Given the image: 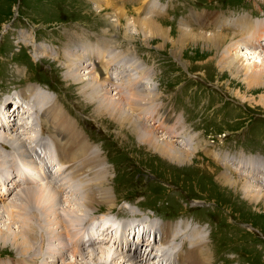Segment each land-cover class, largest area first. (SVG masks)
Returning a JSON list of instances; mask_svg holds the SVG:
<instances>
[{"label":"rangeland","instance_id":"rangeland-1","mask_svg":"<svg viewBox=\"0 0 264 264\" xmlns=\"http://www.w3.org/2000/svg\"><path fill=\"white\" fill-rule=\"evenodd\" d=\"M94 1L0 0V70L5 67V76L0 79V92L5 93L8 89L16 87V85L22 88L23 82L26 83L33 80L37 84H31L36 86L41 84L44 89L55 94L56 97L58 96L59 98L57 97L58 99L55 103L60 104V107L65 110L63 115L67 116L86 139L87 144H90V151H93V149L100 150V155L98 156H100L99 159L101 161H99L107 169V174L105 173L107 180L105 181V186L110 188L111 196L114 197L112 208L106 203H96L95 208L90 211H88L89 209H86V211L82 205L73 206L72 202H69L68 206L73 207V211L77 212V216L79 214L78 217L84 218L83 225L93 217H100L102 213L101 218L103 219L109 212L114 214L118 210L124 212L121 213L123 216L130 215L131 212L139 213V211H142L148 215H160L166 221L171 220L173 223L194 222L197 227L201 228H198L200 232L206 233V240L208 239L207 243L205 241L204 246L209 250L210 257H207L203 263L264 264V240H260L257 235L250 233L242 227V223H250L253 227H257L264 233V197L263 199L260 198V200L250 201L240 190L242 183L241 185L238 183V187H236L237 191L223 187V185L221 186L217 182V175L214 171H222V167L213 158L215 153L220 156L223 153L230 155L239 154L241 151L238 148H244L251 152L249 155L255 154L264 159V84L255 81L257 78H253L252 74L249 76L248 73H237L234 70L232 73L231 70L220 67V58L226 59L229 56L228 52L224 50L205 47L200 43H185L182 46H178V48H173L171 40L173 39L174 41L176 38V29L180 26L196 29L201 26H211L213 20L208 17L214 16V13L217 12L222 15L219 17L220 20L224 18L229 19L233 14L241 12L262 17L264 15V0H254V6L249 5V8H247L242 0H192V2L189 0H183L186 2L159 0L164 5L166 4L167 10L165 12H153L150 15L153 19L159 20L158 22L162 21L165 27L171 28L172 36L169 35L170 37L166 39L153 40L149 45H147L146 41H142L144 39L143 36L138 35L136 36L138 38L134 40H127V38L123 37L124 30L135 28V26L131 25V23H125L124 20L118 23L113 22L111 19L115 18L113 15L114 9L110 6L105 7L101 0ZM117 1L122 5L124 3L123 0ZM129 2L127 1L128 4L126 3L127 5H124V7L128 8V15L131 17L135 13L138 14V4L133 5L135 2H138L137 0ZM172 3L176 4V8L171 9ZM186 3L196 4L194 8L198 9L186 6ZM142 4L144 5L145 3L143 2ZM143 5L140 13L148 15L146 13L147 8L144 9ZM218 5H220L219 8H216ZM164 9L166 8L164 7ZM222 9L225 10L222 11ZM198 13H202L206 18H203L201 14L198 15ZM183 19L191 23V25L182 23ZM209 19L211 23H207ZM212 25L215 27L214 24ZM21 28L24 30H21ZM20 30L21 35L19 33ZM225 32L231 33V30L228 29ZM26 34L28 37H26ZM105 35L109 38H105ZM29 36L31 38L35 36L36 39H40L39 42H35L36 44L44 43L46 46L48 44H55L56 46L54 47L59 46V50L61 51L68 47L83 46L86 41L104 46L112 38L115 39L116 44L111 46L112 49H115L116 52L119 51L121 56L127 57L128 55V57H135L140 61L141 66L146 67L145 69L151 72L148 73V83L152 81L153 85H147L154 86L158 99L153 100L155 104L151 106L148 104V107L153 110L149 111L152 113L150 116L154 117V112L160 111L159 108L162 107L164 109L162 111L168 115L170 122L179 119L184 124L181 131H185V134L179 137L180 133H174L176 137H173L172 140H181V145L176 141L174 142L187 149H193L191 147L193 144L191 146L183 144L196 143L197 141L200 146L197 145L192 150L193 153L190 154V160L180 164L170 158L161 156L148 144L139 142L127 125H120V122L110 119L106 111L103 112L96 108L95 104L91 105L90 99H86L87 95L79 91L80 84L77 81L74 82L68 79V76L65 75V73H68L65 72L66 69L61 65L65 64L66 61L60 59V61H56L53 59L58 51L54 54L44 44L31 48L32 41L29 40L28 44ZM41 45L47 48L45 49L47 54L41 56L44 59L36 63L30 56V52L33 50V56L39 59V57L35 56L34 52L36 51L35 47ZM157 45H161L162 48H156L155 46ZM206 49H212V51H207ZM173 50L178 51L177 57L172 53ZM234 51L235 49L232 52ZM250 51H252L250 54H244L245 52L242 51L243 54L239 53V55H243L241 56L243 64L255 60L259 61L261 60V56L262 58L264 57L262 54H259V52L264 53L262 49L257 48ZM253 51L256 53H253ZM64 53L68 57L67 54L71 52L64 51ZM9 62H13L14 65L11 67L10 64H7ZM44 62L48 64L47 71H45ZM41 63L43 65H40ZM16 64L20 65V67ZM255 67L259 69V71L257 69L256 71L260 72L261 78L264 81V59L262 65ZM25 70L28 71L25 72ZM251 72L249 71V73ZM108 87L109 91L114 90L112 89V85ZM0 103V105L6 103L5 108L9 110L8 108L11 106L9 99H1ZM18 104L20 106L19 102ZM26 119L30 122L29 117ZM44 119L47 121V118ZM41 120L42 118L40 117ZM155 120V118H151L147 126L151 125L154 128V125H158L157 123L154 124ZM41 123L44 126L47 125L48 129L53 130V127L48 126L47 123ZM38 126V124L33 126L34 133H37ZM151 126L150 128H152ZM8 128L9 131H6L11 134H16L13 133L15 129L19 131L15 124ZM34 133H29L28 136L32 137ZM49 134L50 131L44 135ZM189 136L195 137L196 141H191ZM25 143L28 142L25 141ZM13 145H16V143ZM55 146L57 148L58 144H55ZM240 155L246 158L242 153ZM228 158L230 157L228 156ZM250 158L253 159L255 157ZM218 165L221 169L217 168ZM63 166L60 168H63ZM100 166L101 163H97L88 168V170L91 172H95L96 170L97 174L100 175L103 173L99 169ZM66 171H69V169H66L64 172ZM230 175L235 179L239 178V175ZM87 177L88 173L82 176L83 179ZM67 178L60 177L56 179V181H61L60 183L63 184L71 180L70 184H64L66 185V189L60 190L61 194L58 192L60 196L59 200L61 201L65 197H81V183L73 181L69 177ZM72 182L74 183L72 184ZM69 185L70 188H68ZM70 189H75V193L71 192ZM76 191L79 192L76 194ZM15 197L18 201H16ZM21 197L23 198L22 192L15 193L9 196L8 201L4 205H0V231L4 232L2 233L4 235L7 234L8 236L10 233L16 231L14 234L20 238L18 232L20 225L24 226L25 222L34 221V218H39V215L41 219L43 217L36 205L28 202L25 203L26 201L21 199ZM192 199L202 200L206 204L213 203L214 206L202 207L201 209L190 208L185 201ZM11 200H15L14 202L18 203V205L14 204L13 201L10 203ZM127 200L132 201V203H128ZM20 202L22 204L19 205ZM8 203L10 204L8 205ZM133 203H136V206L132 205ZM61 204L67 206V202L65 201ZM15 205H17L16 208ZM1 206H5V210L4 208L1 209ZM12 207L14 211L16 210L15 213ZM51 207H48L49 211L47 210L48 220L46 219V215H44L45 219H37L33 225H35V228L38 227L37 229L46 231L45 233H49L48 235H50V231L53 229L56 235L59 234L58 237H45V241L41 245L39 244L40 230L38 232L35 230L37 237L35 236L36 239L30 238L31 243L33 242L34 244L30 250L36 253L35 255L33 254L34 252L27 253L24 257L32 260L35 264H60L61 260L65 257H67L66 261H71V258H73L71 249L64 253L62 259L60 258L56 262L51 261L53 259H45L47 256L45 253L49 251L46 248L48 243L52 245V248H56V246L61 247L59 239L64 225L58 226L56 222L59 220L65 222L64 214L61 210L62 207L60 206L59 210L54 208L56 206ZM20 208L22 209L20 210ZM52 209H56L55 211H58L59 215H62L60 219L58 215L53 216ZM18 211L20 214H18ZM84 213L86 214L83 215ZM42 221L44 223L43 228L40 226ZM51 225L53 226L51 227ZM72 225L73 227L76 226ZM69 226L71 225H66L70 233L75 227L71 229ZM25 230L24 236L28 235L25 233ZM47 230L49 231L47 232ZM121 236H125L124 233ZM49 238L53 240L48 242ZM14 245L16 244L11 239L0 242V257L3 261L21 256ZM88 250L79 251L86 252ZM21 257L23 258V256ZM152 257H154V254L146 257V260L135 259L133 261L135 264H140L141 261H144L142 264H149ZM24 258L23 264L26 261ZM107 260L102 259L100 262L102 264H119V258L116 255H111ZM13 262L19 263V259L10 261V264ZM1 263L6 264L5 262ZM123 263L120 260V264Z\"/></svg>","mask_w":264,"mask_h":264},{"label":"bare ground","instance_id":"bare-ground-1","mask_svg":"<svg viewBox=\"0 0 264 264\" xmlns=\"http://www.w3.org/2000/svg\"><path fill=\"white\" fill-rule=\"evenodd\" d=\"M101 1L103 2L105 7L110 6L112 9H114L113 15L115 18L111 19L113 22L115 21L118 23L121 20H124L125 23H131V25L135 26V28L124 30L123 37L127 38V40H131V39L134 40L138 38L136 36L139 35V36H143L144 39L142 41L143 42L146 41L147 45H149V43H151V41L153 40L166 39L170 37L169 35H171V31H172L171 28L165 27L164 24H162L163 23L162 21L158 22L159 20L153 19L151 16L152 15L151 13H149V15H143L140 13L142 5H143L142 3L144 1H147L146 3L144 2L145 3L144 5L148 4L150 8L156 9V11L164 10L165 6L160 4L157 0H141L143 2H139V3L135 2L133 5L138 4L137 6L138 14L135 13V15H132L131 17H129L128 15L129 14L127 10L128 8L126 9L124 7V5H127L128 3H130L129 1L131 0H123L124 2L123 5L117 0H114V1L101 0ZM199 14H201L203 18H206L205 15H203L202 13H199ZM190 17H191V14H190ZM239 17L240 18H238L235 21V23L237 25H240V28L236 30L235 32L243 33L244 31H250L253 25L257 23V21L255 20H253V23H251L246 18H244V16H239ZM208 18H211L213 20L212 24H214L215 27H213V25L211 24V26L209 27L201 26L197 29L193 27L191 28L188 26H185V27L180 26L179 28H177L176 38L174 39L175 42L173 41V39H171L173 48H178V46L180 45L182 46L185 43H188V44L200 43L201 45L205 47L213 48L216 50L218 49L224 50L225 52H228L229 56H227L228 58L226 59H224L223 57L220 58V61H219L220 67L231 70V72L234 70L237 73H241V72H244L246 74L248 73L249 76H251L252 74L253 78H257L255 81L264 84V81L261 78V74L260 72H258L259 69L255 67L258 65H262L264 57L262 58V56L260 55L261 60L259 61L255 60L253 62L243 64L242 57H241L243 55H239L241 51L245 52L244 54L252 53V51H250L251 49L247 47V43L252 42L253 45L260 46L261 36L259 34L251 33L247 37H244L243 39H241L233 32L230 33V32H225L223 30H220L221 25H218L219 17L217 14L214 13V16L212 15L211 17H208ZM209 22L211 23L210 19L207 23ZM26 37H28L27 34H26ZM105 38H109V37L106 36ZM108 43L109 42H107L102 47H94V46L91 47L90 44H87L84 49L74 48L72 50H67V52H71L67 54L68 57L65 56L64 52H58L55 54L53 59L57 61L59 59L61 60V58L63 59L66 58L65 59L66 63L64 64L62 62L63 64L61 66L66 69L65 72H67L68 74L65 73V75L68 76V79L74 82L77 81V83L80 84L79 91L87 95L86 99L87 100L90 99L89 101L91 105L95 104L96 108L102 110L103 112L106 111L109 114V118L112 119L113 121L115 120L116 122H120V125H127L128 128H130V130L132 131V133H134L135 138L139 142L148 144L149 146L153 147L154 150L161 156L170 158L171 160H174L177 163L183 164V162H187L188 160H190L189 157H190V154L193 153L192 150H194V148H196L197 145L200 146L199 142L195 140V137L189 136V138H191V141L195 140L196 143L192 142V143L183 144L185 146L186 145L191 146L193 144L191 146L193 149H189V148L187 149L183 146L181 147L180 145L182 144V141L181 140L178 141L179 139L172 140L173 137H176L174 133H177V134L180 133L179 137H181L182 134H185V131H181L184 124H182V122L179 119H175L174 122L173 121L170 122V118L168 117V115L161 113V111L164 110L162 109V107L159 108L160 111L154 112L155 113L154 117L150 116V114L152 113L149 111L152 109L148 107V104L151 106L152 104H155L153 103V100L158 99V96L156 97V91H155L156 89L154 88V86L147 85V84H152V81L150 80L149 81L151 83L150 82L148 83V76H149L148 73H151V72L145 69L146 67L144 68L143 66H141L140 61H138L135 57H132V56L128 57V55L127 57L121 56L119 51L114 52L112 49L108 50L107 48ZM161 45L159 46L157 45L155 47L160 49L162 48ZM35 49L36 51L34 52V54L36 57L40 58L41 56H45V54H47L45 50L47 48L44 45L35 47ZM233 49H235L234 52H232ZM260 49L264 51V47H261ZM206 50L212 51V49H206ZM177 52L178 51L173 50L172 53L174 54V56L177 57L178 55ZM242 52L241 54H243ZM253 53H256V52L253 51ZM259 54H262L264 56V53L259 52ZM256 69L258 71H256ZM249 71H252V72L249 73ZM110 85L113 86L112 87V89H114L113 91H109L110 89L109 90L107 89V87ZM35 88L39 89L38 86L30 83V84H27L25 88L20 91L21 96L23 98L19 99V103H21L22 100L25 99L24 103H25L26 108L24 107L21 108V104H20V106L16 107L13 110H10L9 108H8L9 110H7V108H5V104L7 103V101L6 103L0 106V116L1 118H3V123L5 125V126L2 125V121H0V124H1L0 125V130H1L0 142H4L5 144L7 143L10 145L16 143V145L22 148L23 146H27L24 144L25 141L32 142L34 145H38L40 140L44 138L43 137L41 139L34 138L33 140V136L36 133H34L32 124L39 125L41 124V122H45V124L47 123L48 126L53 127V130L51 129L49 137L50 139H52L53 144L54 143L58 144L56 151L58 153V156L60 157V160H61L60 162H62L64 165L63 166L64 169L59 168L56 172L58 173L62 169L63 171H65L66 169H69L70 179L76 182L79 181L81 183V186L83 187L82 188L80 186L81 187L80 189H82L80 192L81 197L74 198L72 197L73 195L71 193L72 198L65 197L61 201L59 200V197H56V195L49 190V189L51 190H54V189L49 188L48 184L43 185V186H38V187H28L25 190H22L19 192H22L23 198L21 197V199H24V201H26L25 203L28 202V203H32L36 205L39 212L42 213L41 214L43 215L42 219L39 213L38 214L39 218H37L38 220L45 219L44 215H46V219L48 218V215H47L49 211L48 207L56 206L54 208L59 210V207L61 206L62 208L61 207L60 208L63 211L61 212L64 214L63 216H64L65 222L59 220L62 215H59L58 211H55L56 209L53 210L54 209L53 208L52 209L54 213L53 216L58 215L59 217L58 219L59 221L56 223L58 226H61V224H64V225L70 224L71 226L69 227L72 229L73 227L72 224L79 223L82 218L78 217L79 214L77 216V212L73 211V207L68 206L69 202H72L73 206L82 205L85 208V210L89 209L88 211H90L91 209H94L96 203H106L110 208L113 207L114 197L111 196L110 188L105 186V181H107L105 178V175L107 174L106 173L107 169L106 167L102 165V162H100L101 161L99 159L100 156H98L100 155V150L93 149V151H90V148H91L90 144H87L86 139L80 134L77 127H75L73 123H71V121L67 118V116L63 115V112L65 113V110L60 107L61 105L55 103L59 97L57 96L58 98L53 100L52 98L49 99V96L45 93H40V95H36V93L34 92ZM114 91L115 93H113ZM29 95H33L32 102L30 103V107L28 105ZM160 105H163V104H160ZM15 112H16V116H15ZM27 117H29L30 122H28V120L26 119ZM40 117L42 118L41 121H40ZM44 118H47V121ZM151 118H155L156 120L154 121V124H156V122L158 124V125H154L155 129L150 124L149 125L152 128H150V126L149 127L147 126ZM13 124H15L17 128L19 129V131L15 129V131L13 132L16 134H11L7 132L9 131L8 127H12ZM40 127L42 130V135H44L45 133L46 134L48 133L49 129L47 125L45 127L40 125ZM3 131H6V132H3ZM29 133H34V134L32 135V137H29L28 136ZM174 141H176L180 145H178ZM2 146H4L3 148L7 147L4 144ZM85 153L87 155L86 157H85ZM213 158L224 167V171L223 170L218 171V172L214 171L215 174L217 175L216 177L217 182L220 183L221 186L223 185V187L237 191L238 189H236V187H238V183L240 185L242 183L240 190L242 193H244L247 199H249L250 201L260 200V198L263 199L264 197V160H261L256 157L253 159H251L250 157L243 158L241 157L240 154H236L235 157L228 158V154L226 153H223L221 156L215 153V156ZM42 161L44 160L42 159L41 162ZM97 163L98 164L101 163V166L99 169H101L103 173H101L100 175L97 174L96 170L95 172H91L88 170V168H90L91 166ZM41 172H44V170H42ZM85 173H88V177L83 179L82 176ZM230 174L239 175V178L235 179ZM70 181H67L65 183L70 184ZM58 182L60 183L61 181H58ZM73 183L74 182H72V184ZM64 184L60 187L56 186V190L62 189V188L66 189V185ZM68 188H70V185ZM71 188L73 189V187ZM72 189H70L71 192H74L75 189L74 190ZM78 192L79 191H76V194ZM12 201L13 200H11L10 203ZM16 201H18L17 198H16ZM63 201L67 202V206L65 204H61ZM10 203H8V205ZM14 204L18 205V203H15V202ZM20 204H22V202H20L19 205ZM17 205H15V208ZM3 208L5 210L6 207L4 206L1 209ZM21 209L22 208H20V210ZM82 209H80V211H82ZM12 210H13V207H12ZM15 212L16 210L14 211V213ZM18 214H20L19 211H18ZM85 214L86 213H84L83 215ZM51 215H52V211H51ZM37 219L34 218V221L25 222L23 224L24 226L20 225V229L18 231L20 238L18 237V235L14 234L16 231L15 232L13 231L14 233H10L8 235L9 237L7 236V234L5 235L2 234L4 232L0 231V242H5L11 239L12 242L18 245V246L14 245V247H16V250L19 251L20 255L23 256V258L25 257V255H27V253L34 252L33 254L35 255L36 252L30 250L32 246H34L33 242L31 243L30 238L36 239L37 236L35 234V230L36 232L40 230V229H37L38 227L35 228V225H33ZM40 224H41L40 225L41 228H43V225H44L43 221ZM52 226L53 225H51V227ZM107 226L108 225L105 224L99 229L100 232L102 231L103 236L100 238L102 240L111 234L110 231L107 230L106 228ZM174 226H177V223H174ZM174 226L170 223H167V224H163L160 227V230H162V234H163L160 240V246L164 247L165 251L169 249L168 247L166 248L165 246L168 243H171L172 239H174L173 235H175V231H176V228ZM24 230H25V233L29 235V237L28 235L24 236ZM42 230L39 231L40 233V238H39L40 243L39 244L41 245H43V241H45V237L47 238L50 236L51 238L58 237L59 233L56 235L53 232L54 229L50 231L51 232L50 235H48L49 233L48 234L45 233L46 231L44 232ZM48 231L49 230H47V232ZM126 232H127L126 230H123V231L121 230L120 237L122 233L126 235ZM171 235H172V239L171 238L169 239ZM189 235H190V232H187L185 230L181 236H175V238L179 239L182 245L183 242L189 238ZM51 238H49L48 242L53 240ZM145 241L146 243H148V238H145ZM205 241L206 240L204 239L203 235L201 237H198V238L196 237L194 239L193 237L190 238L188 243H192L191 247H187L185 248V250L184 249L177 250L176 252L177 264H202L203 261L207 259V257H210L209 250L204 246ZM105 243L106 242L102 241L100 244L102 246L94 247L96 245L95 244L91 249L84 252V251H79L82 249L78 246V240H77L73 244V248H72L73 250L71 251L73 258H71V261H66L67 257H65L64 259L61 260L60 264H102L100 260L102 259L107 260L109 259L111 255L112 256L116 255L112 253V249L108 247ZM141 243H142L141 245V248H142L143 244H145L144 239L143 241H141ZM46 246H47L46 248L48 249V244ZM39 248H40V245H39ZM135 252L136 250L134 249V253ZM152 253L155 254L153 252V247L150 248L149 252L147 253V256L149 257L150 254ZM116 256L117 258H119V264H120V260H122V262L126 264H135V262L133 261L136 259L134 254L132 255H130L129 253L121 254V255L117 254ZM145 260H146V257H145ZM30 261L32 262V260ZM14 262L11 264H16ZM143 262L141 261L140 264H142ZM149 264H162V263L157 262L156 257H152L150 259Z\"/></svg>","mask_w":264,"mask_h":264}]
</instances>
